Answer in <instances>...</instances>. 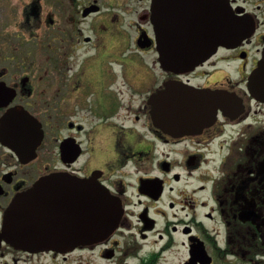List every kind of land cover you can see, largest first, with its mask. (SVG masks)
<instances>
[{
	"label": "flooded vegetation",
	"instance_id": "1",
	"mask_svg": "<svg viewBox=\"0 0 264 264\" xmlns=\"http://www.w3.org/2000/svg\"><path fill=\"white\" fill-rule=\"evenodd\" d=\"M152 1L27 0L16 30L1 28L0 118L24 109L42 136L16 138L17 151L0 141V228L12 198L56 172L74 182L65 198L92 179L121 215L109 235L66 252L1 240L0 264H264V89L248 86L264 0H226L241 30L253 25L232 45L212 43L197 0H175L181 19L163 45L214 48L183 73L159 62ZM214 90L237 96L232 113Z\"/></svg>",
	"mask_w": 264,
	"mask_h": 264
},
{
	"label": "water",
	"instance_id": "2",
	"mask_svg": "<svg viewBox=\"0 0 264 264\" xmlns=\"http://www.w3.org/2000/svg\"><path fill=\"white\" fill-rule=\"evenodd\" d=\"M197 1L203 10L198 21L212 29L214 45H232L253 30L251 23L246 29H240V17L232 12L226 0ZM179 19L181 15L176 12L175 0L152 1L151 21L156 32L159 62L174 73L189 71L214 51V48L211 49L206 56L185 55L172 46L163 45L173 41L168 35L162 36L163 29L171 23L178 24ZM197 23L193 20L190 23L194 42H199L200 38L195 31ZM248 82L252 92L264 89V49ZM209 95L223 98L228 107L226 113L235 110L237 96L234 93L214 90ZM29 132L35 133L34 139L38 143L42 136L40 124L24 109H9L0 118V141L15 151L19 148L16 138L29 137ZM67 176L63 172L47 174L33 186L15 195L3 213L0 241L25 250L66 252L78 244L93 243L109 235L121 215L119 202L92 179H80L79 195L65 198L62 188L74 184L73 181L63 182Z\"/></svg>",
	"mask_w": 264,
	"mask_h": 264
},
{
	"label": "rangeland",
	"instance_id": "3",
	"mask_svg": "<svg viewBox=\"0 0 264 264\" xmlns=\"http://www.w3.org/2000/svg\"><path fill=\"white\" fill-rule=\"evenodd\" d=\"M27 0H0V32L4 28L5 32H13L16 28L11 23L12 19L18 18L21 14L23 4ZM3 22V25H1Z\"/></svg>",
	"mask_w": 264,
	"mask_h": 264
}]
</instances>
